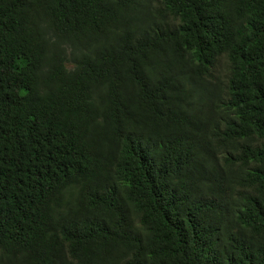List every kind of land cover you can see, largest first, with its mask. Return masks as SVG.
Segmentation results:
<instances>
[{
	"label": "trees",
	"instance_id": "trees-1",
	"mask_svg": "<svg viewBox=\"0 0 264 264\" xmlns=\"http://www.w3.org/2000/svg\"><path fill=\"white\" fill-rule=\"evenodd\" d=\"M0 264H264V0H0Z\"/></svg>",
	"mask_w": 264,
	"mask_h": 264
}]
</instances>
